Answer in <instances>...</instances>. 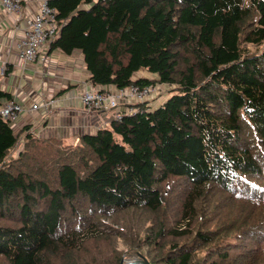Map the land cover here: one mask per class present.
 I'll return each mask as SVG.
<instances>
[{
	"label": "trees",
	"instance_id": "obj_1",
	"mask_svg": "<svg viewBox=\"0 0 264 264\" xmlns=\"http://www.w3.org/2000/svg\"><path fill=\"white\" fill-rule=\"evenodd\" d=\"M48 5L94 86L168 96L75 144L0 117V264H264V0Z\"/></svg>",
	"mask_w": 264,
	"mask_h": 264
},
{
	"label": "crops",
	"instance_id": "obj_2",
	"mask_svg": "<svg viewBox=\"0 0 264 264\" xmlns=\"http://www.w3.org/2000/svg\"><path fill=\"white\" fill-rule=\"evenodd\" d=\"M22 1L24 15L30 16L37 11L41 0ZM21 28L22 21L17 23L12 17L0 12V70L4 63L7 65L6 73L0 74V89L10 94L11 98H16L26 108V112L20 115V128H12L14 133L28 125L31 133L38 138L68 139L76 142L78 136L93 132L101 125L105 127L107 122L102 123L101 118L110 114L107 116L109 120L116 111L88 115L83 111L79 95L91 88L110 93H116L117 89L112 86L93 85L79 50L70 55L58 49L49 50L46 53V63L40 64L39 60L25 67L16 58L15 46L22 38ZM8 45L11 49H7ZM40 101H50L52 104L44 113L27 111L30 105ZM128 107V103H121L118 111L125 112ZM40 120H44L43 124L38 123ZM23 133L24 130L21 134ZM21 139L19 143L24 142ZM16 153L17 151L14 156Z\"/></svg>",
	"mask_w": 264,
	"mask_h": 264
},
{
	"label": "built area",
	"instance_id": "obj_3",
	"mask_svg": "<svg viewBox=\"0 0 264 264\" xmlns=\"http://www.w3.org/2000/svg\"><path fill=\"white\" fill-rule=\"evenodd\" d=\"M23 9L22 0H0V12L12 17L17 23L23 22L22 38L15 46L16 58L25 67L37 63L39 60L40 64L46 63V53L49 52L50 45L58 36L56 12L48 5V0H41L37 11L30 16H25ZM7 49H11L10 45L7 46ZM6 71L7 65L4 63L0 74L4 75ZM157 91L158 88L153 85L130 86L123 90H117L116 93L91 88L81 92L79 99L86 114L116 111L111 119L118 120L122 113L118 111L121 103L129 104L125 113L130 115L138 112V108L135 107L138 104L148 103V107V101ZM51 104L50 101L36 102L30 105L27 111L30 113L42 111L44 113ZM23 112H26V108L16 98L5 100L0 106L1 119L13 129L20 128V115ZM100 128H104V125H101ZM125 261L127 264H143L137 257Z\"/></svg>",
	"mask_w": 264,
	"mask_h": 264
},
{
	"label": "rangeland",
	"instance_id": "obj_4",
	"mask_svg": "<svg viewBox=\"0 0 264 264\" xmlns=\"http://www.w3.org/2000/svg\"><path fill=\"white\" fill-rule=\"evenodd\" d=\"M145 77L148 78V79H156L157 78L155 75H149L147 72H139V73H136L134 75V79H140V78H145ZM156 87L158 88V91L148 101L149 102V106L148 107H149L150 110L156 109L161 104H163L166 101L167 96H168V93H167L168 86H163V85L156 84ZM108 115H110V114H108ZM108 115H105L106 118L105 117L104 118H101L102 123L107 122V116ZM43 122H44V120L38 121L39 124H43ZM64 140H67L68 141V139H64ZM69 142L72 143V144H75V142H72V141H69ZM20 144L22 145L23 142L20 143ZM130 256H128L125 259H123L125 263H126L125 260L126 259H130Z\"/></svg>",
	"mask_w": 264,
	"mask_h": 264
},
{
	"label": "water",
	"instance_id": "obj_5",
	"mask_svg": "<svg viewBox=\"0 0 264 264\" xmlns=\"http://www.w3.org/2000/svg\"><path fill=\"white\" fill-rule=\"evenodd\" d=\"M138 258L142 261L143 264H149L146 259H143V258H140V257H138ZM120 264H127V263H125L124 260H123ZM132 264H136V263H132Z\"/></svg>",
	"mask_w": 264,
	"mask_h": 264
},
{
	"label": "clouds",
	"instance_id": "obj_6",
	"mask_svg": "<svg viewBox=\"0 0 264 264\" xmlns=\"http://www.w3.org/2000/svg\"><path fill=\"white\" fill-rule=\"evenodd\" d=\"M138 258V257H137Z\"/></svg>",
	"mask_w": 264,
	"mask_h": 264
}]
</instances>
